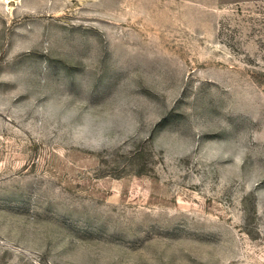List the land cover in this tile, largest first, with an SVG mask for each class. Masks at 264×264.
I'll use <instances>...</instances> for the list:
<instances>
[{
	"label": "rangeland",
	"instance_id": "374dc122",
	"mask_svg": "<svg viewBox=\"0 0 264 264\" xmlns=\"http://www.w3.org/2000/svg\"><path fill=\"white\" fill-rule=\"evenodd\" d=\"M0 264H264V0H0Z\"/></svg>",
	"mask_w": 264,
	"mask_h": 264
}]
</instances>
